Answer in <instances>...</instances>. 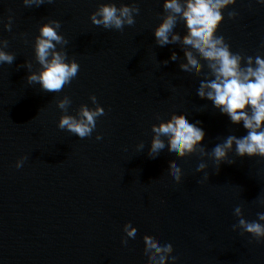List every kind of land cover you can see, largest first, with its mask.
<instances>
[{"label": "water", "instance_id": "1", "mask_svg": "<svg viewBox=\"0 0 264 264\" xmlns=\"http://www.w3.org/2000/svg\"><path fill=\"white\" fill-rule=\"evenodd\" d=\"M162 2L53 0L26 7L22 0H0V41L15 56L0 64V264H150L145 236L172 245L176 261L169 264H264V240L243 233L234 212L239 207L248 222L264 212V159L238 157L233 146L215 164L212 148L246 131L196 95L206 65L189 78L179 67L186 63L180 47L155 43ZM102 3L136 4L134 24L122 30L93 25L89 16ZM223 15L217 35L230 50L264 56V5L236 0ZM8 16L10 31L4 29ZM51 20L60 22L67 41L58 50L79 65L54 93L26 81L39 71L33 40ZM174 31L185 34L182 22ZM90 96L104 110L91 136L59 129L61 115L95 107ZM64 97L71 103L61 112L56 104ZM173 115L200 122L203 152L150 158L151 126ZM201 162L205 168L197 172ZM173 165L181 168L179 182ZM125 223L139 237L126 245Z\"/></svg>", "mask_w": 264, "mask_h": 264}, {"label": "clouds", "instance_id": "2", "mask_svg": "<svg viewBox=\"0 0 264 264\" xmlns=\"http://www.w3.org/2000/svg\"><path fill=\"white\" fill-rule=\"evenodd\" d=\"M53 0H22L26 7H39L44 3L51 4ZM236 0H163L164 15L161 22L153 29L152 35L158 46L177 45L183 52L186 63L179 67L189 78L201 75L206 65L208 74L200 80L196 95L201 100L211 102L221 115L227 116L233 125H242L246 134L240 137L227 136L222 143L216 144L211 150V157L219 165L227 159L228 152L235 146L238 157H259L264 159V56H242L233 53L222 35H217L219 25L223 22L224 11L235 5ZM264 5V0H256ZM136 4L119 7L114 3H102L89 16L93 25L104 29L122 30L124 26L134 24V16L138 14ZM236 16L234 11L228 12V18ZM178 22H182L185 34L181 36L174 31ZM12 17H7L4 29L10 31ZM60 22L51 20L43 23L34 38L32 49L35 62L39 65L38 72H29L26 81L38 84L45 92H59L76 76L79 65L74 60H68L67 54L58 50L57 45L67 43L59 34ZM7 40L0 41V64H12L15 56L5 51ZM170 60H177L176 52H172ZM203 62V63H202ZM167 64V61H164ZM30 68V64L22 65ZM94 108L81 105L78 113L61 115L57 127L68 131L78 138L91 136L96 128V119L104 114L97 104L96 97L90 96ZM71 103L68 97L57 101L56 107L66 112ZM159 120V117H157ZM200 122H190L184 117L173 115L167 121H160L151 126L153 134L148 147V155L156 159L171 152L173 158L183 159L198 149L203 152L202 141L205 132L199 126ZM102 137L97 135L96 140ZM143 143L139 145L143 148ZM26 157H20L15 167L21 168ZM205 168L199 163L196 171ZM173 179H181V168L172 166ZM206 178V177H205ZM239 217L238 225L243 233L248 234L257 242L264 240V212L257 213V220L248 222L241 214L239 207L234 210ZM237 225H233L235 230ZM122 231L125 238L121 244L126 245L128 239L138 240L137 229L130 223H125ZM147 259L150 264H169L175 262L170 243L161 245L152 238L145 236Z\"/></svg>", "mask_w": 264, "mask_h": 264}]
</instances>
